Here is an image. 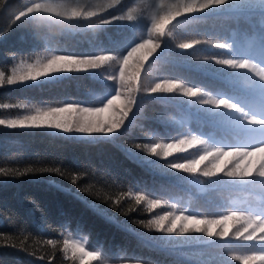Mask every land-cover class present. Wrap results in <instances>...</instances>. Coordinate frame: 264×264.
Masks as SVG:
<instances>
[{
    "label": "trees",
    "instance_id": "obj_1",
    "mask_svg": "<svg viewBox=\"0 0 264 264\" xmlns=\"http://www.w3.org/2000/svg\"><path fill=\"white\" fill-rule=\"evenodd\" d=\"M36 1L5 0L6 6L0 8V29L6 33L0 39V70L9 73L16 62L31 63L50 49H59L57 54L63 55L101 54L93 51V46L100 41L107 44L105 36L118 30L114 25L106 26V32L83 25L62 30L59 25L37 27L21 21L9 31L13 14ZM135 4L136 0H123L121 5L102 14L103 18L120 15ZM149 11H144L145 16ZM214 12L215 15L188 21L189 30L183 39H218L224 42L229 36L237 35H250L253 40L258 38L264 22L260 0H233L231 6L215 8ZM119 31L126 35L134 34L137 39L147 35L143 24L135 29L121 28ZM210 55L233 58L224 55L223 50L217 47L200 46L187 50L180 58L186 62L168 65L154 62L147 79L152 83L157 79H180L188 87H202L212 95L223 92L233 83L231 78L211 70L220 66L205 65L194 59L195 56ZM107 74L105 72L101 76ZM238 75L243 77L251 73L244 71ZM236 94L235 90L228 93L231 96ZM101 97L102 89L96 78L86 72L70 73L64 78L34 86L0 87V104L12 105L0 108V115L25 114V110L18 107L21 103L56 106L95 101L97 103L86 106H98ZM208 98V95L204 96V99ZM169 127L179 129L183 135L195 134L192 131L195 130L201 138L213 139L216 146H235L238 143L227 124H213L198 103L194 104L179 93L163 99L146 97L137 115L114 139L72 138L59 131L0 126V167L21 170L26 167H59L65 173L63 176L58 173L27 174L15 179L0 177L7 180L0 185V264H81L70 258L71 252L65 254L61 250L63 240L68 236L82 241L86 237L90 245L87 250L102 249L107 264H220L226 256L231 259L219 238L202 233H193L186 239L165 237L139 223H146L154 215L165 212L223 215L226 211L255 208L264 201V188L259 184L226 188L221 182L214 183L200 175L167 168L169 163L183 162L185 158L200 155L203 148L190 149L176 160L150 157L157 162L151 169L140 166L122 151V147L159 141L162 137L158 133L168 131ZM183 135L173 132L175 139H181ZM141 155L146 154L141 150ZM259 156L257 153L253 157L257 164ZM229 159L221 157V162ZM245 162L239 161L241 165ZM85 188L88 190L82 191ZM137 191L163 203L149 211L146 202L135 203ZM117 198L119 203L114 204ZM97 209L103 214H98ZM49 239L57 241V246L48 245ZM228 247L232 253L244 255L255 246L233 241ZM49 256L53 259L49 260ZM89 260V257H84L85 262Z\"/></svg>",
    "mask_w": 264,
    "mask_h": 264
},
{
    "label": "snow or ice",
    "instance_id": "obj_2",
    "mask_svg": "<svg viewBox=\"0 0 264 264\" xmlns=\"http://www.w3.org/2000/svg\"><path fill=\"white\" fill-rule=\"evenodd\" d=\"M122 2L123 0H43L29 3L13 14L9 31L16 22L21 21H28L37 27L59 25L62 30H71L77 25L105 32L106 26L114 25L118 30L105 36L107 44L100 41L93 46V51L101 54L63 55L57 54L59 49H50L31 63L22 60L12 68L11 74H7V70L0 71V87L34 86L64 78L70 73L86 72L96 78L101 86L102 97L98 106H86L97 103L95 101L60 103L56 106L21 103L18 107L25 110V114L0 119V126L22 130H58L72 138L84 136L89 139H114L137 115L146 97L163 99L175 97L179 93L194 104L198 103L206 113V118L213 124H227L238 143L235 146H216L213 139L201 138V134L195 130H192L195 134L183 135L179 129L169 127L168 131L158 133L162 139L157 142L122 147L126 156L140 166L151 169L157 162L150 157H159L165 161L171 157L176 160L190 149L203 148L200 155L192 159L185 158L183 162L169 163L167 168L193 176L200 175L214 183L221 182L226 188H240L247 183H256L264 188V22L255 40L250 35L229 36L224 42L218 39H183L189 30L188 21L215 15V8L231 6L233 0H136V4L127 7L126 12L103 18L102 14H107ZM5 6V0H0V8ZM260 6L264 8V0H260ZM146 9L150 10L147 16L144 14ZM141 24L146 28L147 35L138 39L134 34L126 35L119 31L121 28L135 29ZM5 35L4 30L0 29V39ZM177 40L180 42L176 43ZM209 45L223 50L224 55L233 58L210 55L195 56L194 59L205 65L220 66L211 70L230 77L233 81L225 91L212 95L202 87H188L180 79H157L155 83L147 79L154 62L161 65L186 62L180 58L185 56L187 50ZM109 69L112 71L109 72ZM244 71L251 75H238ZM105 72L108 74L101 76ZM233 90L237 94L228 95ZM205 95L209 98L204 99ZM217 96L220 98H216ZM9 107L12 105L0 104V108ZM174 131L183 135V138H173ZM141 150L146 155H141ZM257 153L260 154L258 164L253 159ZM221 157L230 159L221 162ZM242 160L246 161L243 165L239 163ZM43 173L65 175L59 167H26L23 170L0 167V177L3 178L15 179L27 174ZM5 183L6 179H0V185ZM73 183H76L75 179ZM141 202L147 203L149 211L163 203L162 200L149 199L137 191L135 203ZM113 203L118 204L119 198ZM97 212L103 214L99 209ZM139 223L165 237L186 239L193 233H202L211 238H219L221 245L227 249V255L231 256V259L226 256L220 264H234L236 261L240 264H264V201L255 208L226 211L223 215L199 216L186 215L184 211H179V214L165 212L163 215H154L146 223ZM233 241L255 247L249 254L237 255L228 247ZM47 244L55 247L58 242L49 239ZM89 247L86 237L82 241L68 236L63 240L61 250L65 254L71 252L70 258L81 264H107L102 249L89 251ZM84 257H89L90 260L85 262ZM52 259L49 256V260Z\"/></svg>",
    "mask_w": 264,
    "mask_h": 264
},
{
    "label": "rangeland",
    "instance_id": "obj_3",
    "mask_svg": "<svg viewBox=\"0 0 264 264\" xmlns=\"http://www.w3.org/2000/svg\"><path fill=\"white\" fill-rule=\"evenodd\" d=\"M36 2H43V0H38V1H36ZM20 63H21V61L16 62V63L12 66V68L15 67L16 65L20 64ZM12 68L10 69V72L7 73V74H11V70H12ZM0 71H2V70H0ZM216 98H220V97H216ZM14 116H16V115L2 114V115H0V119L12 118V117H14ZM51 131H58V130H51Z\"/></svg>",
    "mask_w": 264,
    "mask_h": 264
}]
</instances>
